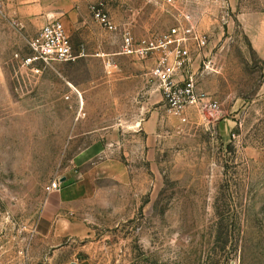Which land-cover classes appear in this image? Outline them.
Masks as SVG:
<instances>
[{
  "label": "rangeland",
  "instance_id": "374dc122",
  "mask_svg": "<svg viewBox=\"0 0 264 264\" xmlns=\"http://www.w3.org/2000/svg\"><path fill=\"white\" fill-rule=\"evenodd\" d=\"M103 1L121 32L92 16L86 31L100 41L72 29L75 54L86 55L41 73L22 65L28 43L0 20V264H264V61L236 10ZM182 12L209 35L193 68L210 64L199 84L219 104L212 112L173 115L137 67L152 56L120 54L123 32L156 37ZM96 140L105 153L95 167L75 163ZM64 175L88 181L91 197L39 235L46 185Z\"/></svg>",
  "mask_w": 264,
  "mask_h": 264
},
{
  "label": "built area",
  "instance_id": "2783aa9c",
  "mask_svg": "<svg viewBox=\"0 0 264 264\" xmlns=\"http://www.w3.org/2000/svg\"><path fill=\"white\" fill-rule=\"evenodd\" d=\"M163 3L167 0H153ZM93 19L111 32H121L110 15L103 0L90 3ZM5 17L4 0H0V20ZM209 45V35L197 26L193 15L182 12L175 24L166 33L156 37L135 38L130 32L121 35L120 53L146 59L156 54L150 76L163 94L166 108L175 116H181L188 107L196 105L209 111L218 109L219 104L203 90L199 76L209 71L210 64L204 62L198 72L193 68L195 58ZM31 54L22 65L33 73H41L53 62L74 61L82 55L75 54L72 42L63 22L52 19L44 24L28 42ZM63 181L58 178L46 185V192L60 191Z\"/></svg>",
  "mask_w": 264,
  "mask_h": 264
},
{
  "label": "crops",
  "instance_id": "0c3cea01",
  "mask_svg": "<svg viewBox=\"0 0 264 264\" xmlns=\"http://www.w3.org/2000/svg\"><path fill=\"white\" fill-rule=\"evenodd\" d=\"M94 0H4V23L3 26L15 24V29L20 36V40L27 43L38 33L40 28L52 19H59L63 22L67 33L72 29L85 30L82 39L84 41H93L98 43L99 36L86 29L92 24V14L89 9L90 3ZM215 3H226L236 10V20L243 33L245 34L249 45L255 51L257 56L264 61V0H214ZM212 20V19H211ZM122 54V53H120ZM86 55L82 53L81 56ZM137 67L140 69L148 68L150 71L155 64L156 54ZM197 56L194 66L198 62ZM147 74L144 70L138 71ZM150 73V72H149ZM149 123L145 119L143 127ZM142 125V124H141ZM105 147L99 141H95L75 155V163L86 165L94 161L98 156L103 157ZM97 161V160H96ZM94 161L93 166L97 163ZM91 167L89 171H92ZM89 168V167H88ZM88 171V172H89ZM64 187L58 192L48 194L44 203L43 210L36 225V232L39 235L48 236L53 230V224L60 216L62 209H72L84 203L91 197L92 186L86 182H70L71 175H64ZM61 178V179H62ZM90 181V180H89ZM64 234L72 233V229H61L59 232Z\"/></svg>",
  "mask_w": 264,
  "mask_h": 264
},
{
  "label": "water",
  "instance_id": "95a60500",
  "mask_svg": "<svg viewBox=\"0 0 264 264\" xmlns=\"http://www.w3.org/2000/svg\"><path fill=\"white\" fill-rule=\"evenodd\" d=\"M61 180H62V181H64V180H65V178H62Z\"/></svg>",
  "mask_w": 264,
  "mask_h": 264
}]
</instances>
